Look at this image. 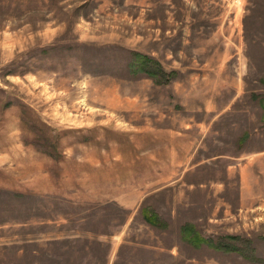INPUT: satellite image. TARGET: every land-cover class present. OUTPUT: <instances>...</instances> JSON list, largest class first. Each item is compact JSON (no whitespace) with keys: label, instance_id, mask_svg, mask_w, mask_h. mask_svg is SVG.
Returning a JSON list of instances; mask_svg holds the SVG:
<instances>
[{"label":"rangeland","instance_id":"obj_1","mask_svg":"<svg viewBox=\"0 0 264 264\" xmlns=\"http://www.w3.org/2000/svg\"><path fill=\"white\" fill-rule=\"evenodd\" d=\"M0 264H264V0H0Z\"/></svg>","mask_w":264,"mask_h":264},{"label":"trees","instance_id":"obj_2","mask_svg":"<svg viewBox=\"0 0 264 264\" xmlns=\"http://www.w3.org/2000/svg\"><path fill=\"white\" fill-rule=\"evenodd\" d=\"M137 59H139L140 61H138V64H140L141 66H143V67H139V69H138V67H136L135 68V71H138V70H143V71H145L146 70V73L148 74V75H150V76H153V72L152 71H150L149 69H148V66H147V57H143V56H141V55H138V57H137ZM143 59H145V61L143 60ZM143 218H144V220L150 225V226H159V221H158V218H157V216L156 215H154V214H151V213H149V211L148 210H144L143 211ZM161 225H163L162 223H161ZM181 232H182V236H183V239L185 240V241H187L188 243H190L191 245H193V246H195V247H200L201 245H203V244H207V245H211V246H213L212 244H214L213 242H212V240H210V239H208V238H203V237H201L193 228H192V226H190V225H184L182 228H181ZM227 238H229V239H240L243 243H244V245L245 244H249L250 242H249V240H247V239H243V238H241V237H239V236H227ZM217 246H215V247H223L225 250H238L235 246H231V245H229L227 242H223V241H219V242H217ZM241 254H243L242 252H241Z\"/></svg>","mask_w":264,"mask_h":264}]
</instances>
